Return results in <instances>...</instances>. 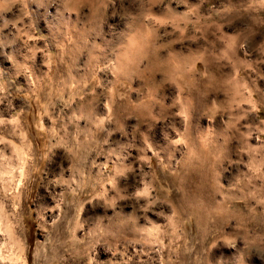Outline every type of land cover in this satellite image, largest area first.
<instances>
[{
    "label": "rangeland",
    "instance_id": "rangeland-1",
    "mask_svg": "<svg viewBox=\"0 0 264 264\" xmlns=\"http://www.w3.org/2000/svg\"><path fill=\"white\" fill-rule=\"evenodd\" d=\"M0 217V264H264V0H0Z\"/></svg>",
    "mask_w": 264,
    "mask_h": 264
},
{
    "label": "bare ground",
    "instance_id": "bare-ground-1",
    "mask_svg": "<svg viewBox=\"0 0 264 264\" xmlns=\"http://www.w3.org/2000/svg\"><path fill=\"white\" fill-rule=\"evenodd\" d=\"M91 1H92V0H91ZM93 2H94V1H93ZM97 2H99V1H97ZM94 6H95V5H94ZM98 7H99V6H98ZM99 8H100V7H99ZM99 8H98V9H99ZM98 9H97V10H98ZM92 14H93V13H92ZM94 14H95V13H94ZM96 14H97V12H96ZM146 21H147V20H146ZM145 27H146V26H145ZM85 29H86V28H85ZM90 29H91V28H90ZM90 29H89V30H90ZM80 34H81V33H80ZM83 34H84V33H83ZM80 38H81V36H80ZM94 40H95V39H94ZM130 41H131V40H130ZM121 44H122V42H121ZM132 44H133V43H132ZM133 46H134V45H133ZM121 48H122V47H121ZM122 49H124V48H122ZM123 51H124V50H123ZM128 52H129V51H128ZM129 53H130V52H129ZM131 53H132V52H131ZM116 54H117V53H116ZM89 55H90V54H89ZM117 55H118V54H117ZM124 56H125V55H124ZM126 56H127V54H126ZM105 57H106V56H105ZM109 58H110V57H109ZM111 58H112V56H111ZM111 58H110V59H111ZM117 58H118V57H117ZM110 59H109V60H110ZM123 59H124V58H123ZM107 60H108V59H107ZM112 60H113V59H112ZM118 60H120V58H119ZM105 61H106V60H105ZM115 61H116V58H115ZM125 61H126V60H125ZM121 62H122V60H121ZM124 63H125V62H124ZM116 64H117V62H116ZM116 64H115V65H116ZM118 64H119V63H118ZM118 64H117V67H120V66H118ZM122 64H123V63H122ZM127 65H128V63H127ZM129 65H130V64H129ZM117 67H115V68H117ZM124 67H125V66H124ZM121 69H122V66H121ZM148 114H149V113H148ZM150 114H151V112H150ZM150 116H151V115H150ZM150 116L148 115V117H150ZM0 218H1V217H0ZM0 222H1V221H0ZM7 226H8V225H7ZM7 226H6V227H7ZM3 236H4V235H3ZM4 242H5V241H4ZM5 245H6V244H5ZM15 245H16V244H15ZM0 246H1V245H0ZM2 246H3V245H2ZM2 246H1V248H2ZM3 247H5V246H3ZM9 248H10V247H9ZM139 250H140V249H139ZM134 251H135V250H134ZM12 252H13V251H12ZM2 253H3V252H2ZM10 259H11V258H10ZM19 259H20V258H19ZM19 259H18V260H19ZM1 263H2V261H1Z\"/></svg>",
    "mask_w": 264,
    "mask_h": 264
}]
</instances>
